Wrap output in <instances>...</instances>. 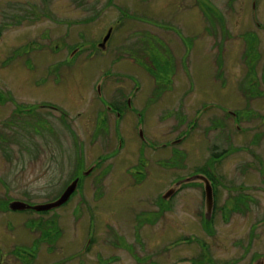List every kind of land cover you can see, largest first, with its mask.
<instances>
[{
    "label": "flooded vegetation",
    "instance_id": "1",
    "mask_svg": "<svg viewBox=\"0 0 264 264\" xmlns=\"http://www.w3.org/2000/svg\"><path fill=\"white\" fill-rule=\"evenodd\" d=\"M111 1L114 3L117 1L116 5L120 7L124 6L118 0ZM192 2L197 3L196 8L198 9L200 0ZM228 2L227 8L231 12L236 0H228ZM98 3L99 0L91 12H96ZM24 5L28 9H17L11 14L6 13L8 8L4 9L1 14L3 19L0 34L2 29L6 30L10 27L9 25L23 20L29 22L31 20L35 23V3L32 2L31 5L24 3ZM24 5L12 4L10 6L21 8ZM79 5L82 8L88 7V0H83ZM146 6V4L140 5L139 1L128 4L127 7L130 8L132 14H124L123 18L140 22L141 19L136 17L143 15L145 19L143 22L151 25V21L147 20L151 14ZM0 8H2L1 4ZM117 8L120 9L118 6ZM212 9L215 11V7ZM219 15L220 19L216 23L218 25L212 24L206 31V34L215 38L214 45L219 43L216 48L212 46L215 65L217 57L222 55L220 66L217 68L218 80L216 81L218 83L215 81L214 85L221 92L224 91L223 97L220 96L223 101H226L230 96V82H234L238 93L235 96L236 101L234 105L227 104V106L215 98L213 102L206 100L198 104L194 101L195 113L192 118H189L188 111L185 114L182 110L185 107L176 114L165 109V120L178 121L176 128L179 133L169 141L166 126L160 128L162 122L155 124L158 120L152 119L149 115L151 108L157 103L160 105L164 102L161 100L165 94L159 93L161 99L157 103L150 96L141 102L138 99V93L144 84L130 71L127 72L121 68L135 59L131 57V54L138 49L142 50L145 56V62L144 59L140 60V65L145 72L164 78L156 79L157 83L168 82L165 80L167 76L170 80L172 77L175 79L177 76L174 73H177L178 66L180 70H183L181 67L183 65H179L181 58L177 56L175 48H172L168 40L163 42L164 49L167 50L166 54L171 52L175 55L172 59L170 56H164L163 59L156 56L149 40L151 31H145L144 37L136 41L138 43L144 39L143 49L131 46L130 42L135 41L136 36L131 31L128 32L130 36L122 42V46L118 44V39L115 45L116 27H110L105 35L94 36L81 31L83 47L76 45V42L71 45L67 35L64 36V40L58 41L59 45L55 47V54L64 52L67 56L57 59V63L53 62L56 69L75 67L81 56L87 59L83 65L90 64L92 60L91 65H103L104 63L98 60L103 61L104 55L111 52L113 53L110 62L111 73L103 75L102 78L104 77L105 81L115 79L118 84L119 81H123V83L135 86L128 94L124 93V90L128 91L127 86L113 87L111 95L103 94L102 89H99L101 92L97 94L99 106L92 108V111L96 112L94 116L89 114L83 116L79 113L77 120H73L61 112L62 119L68 121V125L63 126V129L66 130L71 144L65 152L63 145L66 144L53 142L56 148H51L49 156L54 157L51 160L48 158V163L63 157L64 160L76 161L83 172L77 177L74 175L73 180L61 193L48 195V197L57 200L67 186L69 187L74 180H77V186L64 206L76 204L71 208V214L78 221L76 227L79 228L80 225L83 232L82 227L88 224L89 232L93 230L89 238L88 235L84 236L80 252L67 256L66 264H93L87 260L88 254L92 253L90 248L93 244H97L95 249V263L97 264H264V110L261 108L264 106V71L262 69L260 73L258 72L263 53L259 44L257 45L259 38L257 34L251 31L243 32L240 38L243 45L235 47L239 51L237 54H242L243 74L236 76V80L232 79L229 71L237 63L235 62L237 55L232 53L231 47L227 50L225 45L228 39H224L225 37L219 34L211 35L213 28L220 26L225 30V27L229 25L226 16ZM254 17H256L255 14ZM85 18L87 19L83 20L84 25L95 21L93 17ZM208 18L210 19L209 16ZM212 19L215 18L212 16ZM210 21L212 22L211 19ZM239 22L241 24L242 21ZM242 25L244 26L243 23ZM257 25L259 28L262 27L258 23ZM47 32L42 37L49 39L50 32ZM176 33L178 36L173 39L175 43L179 39L183 47L189 51H191V42L189 43L188 40L195 42L200 39L197 33H192L193 39H191V34L187 30L183 31L184 34L179 31ZM107 36L109 39L106 41ZM72 39L73 37L70 41ZM25 41L24 39L18 41L4 55L3 65L5 67L15 68L13 66L17 61L16 67L24 65L35 70V44L38 43L35 39L28 40L27 43ZM124 44L127 47H124ZM195 47L196 44L192 47L193 52L197 54L198 48ZM39 48L43 47L39 45ZM120 51H125L122 57H120ZM151 60L159 62L160 68L153 70ZM18 61H23V63ZM187 68L193 71V60L191 66L190 64L186 66V73ZM122 74L124 76H121ZM174 79L170 82H174ZM148 80L151 83V78ZM162 91L165 90L160 92ZM183 92L185 95L188 92L187 96L191 93L189 90ZM185 95L182 98H180L182 95L179 96L180 100L179 98L177 100L180 103L185 102L187 99ZM13 100L8 96L0 95V107H8L13 111L11 117L6 118L8 120L3 121L0 126V152L1 155L3 154L5 163L20 166L19 172H24L26 166H33L35 160L48 153L50 143L35 144V103L21 108L16 107ZM39 106L37 108L46 109L50 113H59V110L52 104ZM4 111L3 116L0 117L5 116ZM82 116L85 117L83 119L85 122L82 120L80 123L79 118ZM206 116H208L207 123L203 125V119ZM149 122H152V127L149 126ZM73 123H76V126L72 125ZM49 129L52 130L53 127ZM190 138L193 142L196 140L201 143L202 141L200 147V144L193 146L198 149V153H202L203 150L205 157H197L195 161L193 160L194 163L189 166L191 170L188 172L185 166L189 164L190 158L187 153L190 152L185 150L183 145ZM96 145L100 146L101 152L94 159V163L89 165L88 160L92 152L96 150ZM168 147L172 150L171 158L167 157ZM192 152L195 150L192 149ZM168 170L171 171L170 174ZM126 177L128 182H125L128 184L125 186L123 179ZM90 180L93 183L89 187ZM110 183L112 187L106 196V201H103ZM116 183L120 198L115 200L111 194H114ZM7 186L3 180H0V195H2V200H0V221H2L0 224V264H35L37 262L52 264L58 261V259L53 260L57 257L56 251H61L62 256L65 246L72 249L69 243L64 245L59 239L62 231H58L57 226L62 216L53 215L51 220L44 223L41 228L38 226L33 231L22 233L19 227L9 224L8 211L11 210L10 203L14 200L8 203L4 198L3 195L5 197L8 195L5 189ZM127 188L136 190L124 192ZM90 189L95 193V203L88 199L87 193ZM126 193L128 197H125ZM24 194L27 196L26 192ZM77 196L80 197L78 201ZM121 198L127 199L128 203L125 202V209L114 214L111 210L120 207ZM9 199L12 197L10 196ZM27 210L34 211L33 209ZM98 210L102 213L111 211V219L109 216L107 220L100 218L98 220ZM112 218H116L118 224L114 223ZM46 224H53L56 229L48 228ZM8 225L12 227L9 229ZM97 231L101 233L99 238L95 236ZM37 232L40 237L35 236V234L38 235ZM108 236L110 239H107ZM44 243H48V246L45 247ZM76 257H79L78 263H74Z\"/></svg>",
    "mask_w": 264,
    "mask_h": 264
},
{
    "label": "rangeland",
    "instance_id": "2",
    "mask_svg": "<svg viewBox=\"0 0 264 264\" xmlns=\"http://www.w3.org/2000/svg\"><path fill=\"white\" fill-rule=\"evenodd\" d=\"M14 1L0 0V4L2 6V8H0V26L3 19L1 14L4 12V9L8 8L9 10L6 11V13L11 14L13 11H17V9H28L24 3H29L31 5L32 2L35 3V23H33L34 21L31 20L30 22L28 20H23L22 22L9 25L10 27H8V29L6 28V30H1L0 95L8 96L11 99L13 98L16 107H29L35 103V144H50L48 146V153L38 160H35V164L33 166H26L24 172H19L20 166H11L10 164L5 163L2 157L3 154L1 155L0 152V180H3L8 185L7 188H5L8 191V195L6 197L3 195L4 198L7 199V202H10V200H18L19 202L24 201L31 205L52 202L54 199L48 197V195L61 193L65 189L66 185L73 180L72 177H74V175L77 177L78 174H82L83 171L81 170V167L76 163V161L70 159L64 160L62 157L58 160L56 158V160H52L51 163H48V158L51 160L52 157H54L49 156L50 150L56 148L53 146V142L66 144L65 146L63 145L65 152L68 150L67 148H69L68 146L71 144V142L68 140L69 136L67 135L66 130L63 129V126L65 127L68 125V121L66 122L62 119L61 112L67 114V116L73 118V120H77L79 113L83 116H86L87 114L94 116L96 112L92 111V108L94 106H99V98L97 96L98 92L99 94L101 93L99 89H102L103 94L107 93V95H111L113 92V87L127 86L128 91L124 90L125 94L131 93L135 87L129 85L128 83H123V81H119L118 84L115 79L105 81L104 77L102 78L103 75L111 73L110 62L112 60L111 55L113 54H111V52L104 55L103 61L100 59L98 60L103 62V65H91L93 60L90 64L83 65L87 59L85 56H81L78 59V64L75 67L72 66L71 68L65 67L56 69L53 66V62L55 61V63H57V59L65 58V56H67L64 52H60L58 54H55L56 52H54L55 47L59 45L58 41L64 40L65 35L68 36V42L71 45L75 44L76 42V45L83 47V36L81 35V31H86V33L94 36L97 34L105 35L110 27H116L115 31L117 33L115 32V45H117L118 39V44H121L122 46V42L126 40L125 38L127 36H130L128 32L131 31L136 35L135 41L130 42L131 46H135L137 48L140 47V49H143L144 39H141V41H138V43L136 41L144 37L145 31H151L149 40L151 42L152 50L154 49L153 51L156 53V56L161 59H163L164 56H170V59H172L175 55L171 54V52L170 54H166L167 50L164 49L165 45L163 42L164 40H168L172 48H175V53L177 56L181 58L179 65H183L181 66L183 70H180L178 66L177 73H174L176 71L173 72L177 76L175 79L172 77L174 82H170L172 80L168 79L169 77L167 76V79L165 80L168 82L164 81L166 83L159 84L156 82V79H160L162 76H154L151 73L149 74L148 72H145V70L140 65V60L144 59L145 62V56L143 55L142 50L139 51L136 49L134 54H131V57H134L135 59H132L131 62H128L129 65L121 67L127 72L130 71L136 79L140 78L144 84V87L142 90H139L138 93V99H140L141 102L150 96L153 100H155V103H157L161 99V97H159V93L165 94L166 97L164 96L161 100L164 102H161L160 105L157 103L155 107L151 108L149 115L152 119L158 120L155 122V124L158 125L160 122H162L159 126L160 128H164L166 126L168 141L173 140L175 135L179 133L178 128H176L178 121L175 119L174 121L169 119L165 120V109L166 111L174 112V114L181 112L182 110H184V113H187L188 111L189 118H192L195 113V109L193 107L195 106L193 103L194 101L198 102L199 104L201 101L206 100H210L208 102H213L215 98L219 99V101H221L223 105L225 104V106H227V104L234 105V102L236 101L235 96L237 93V88L234 86V82H230V96L226 99V101H223L222 98L225 94L224 91L222 90L221 92L218 87H215L214 85L217 79V68L220 66L222 55L217 57L215 65V58L212 55V48H216L219 43L214 45L215 38L206 34V31L208 26H211L212 24H215V26L218 25L216 23L220 19L219 14L226 16L229 25L225 27V30L224 27L220 28V26L213 28L211 35L219 34L222 37H225L224 39H228V42L225 45L227 50L229 47H231L232 53L237 55L235 60L237 63H235L233 69L229 71L231 78L236 80V76L241 75V73L243 74L242 66H244V63L241 57L242 54L238 55L237 53H239V51L235 48L243 45V42L240 40L243 32L246 33L251 31L252 33H256L259 37L257 45L259 44L261 47L263 55L261 54L262 62L259 66L258 72L260 73L262 69L264 71V28H262L264 27V0H236L234 3V9L231 12L227 8L229 3L228 0H200L198 9L196 8L197 3L192 2L194 0H146L145 2L144 0H118L120 4L124 5L122 7H120V5H116L117 1L114 3L111 0H99V5L96 12L91 11H93L92 9L95 7L97 0H88L89 6L84 8L80 7L79 5L83 0ZM138 1L140 5H147V11L150 12L149 14H151L147 20L151 21V25H149L147 22H143V20H145L143 15L136 17L141 19L140 22L123 18L124 14H132L130 8L127 7L128 4L137 3ZM12 4H23L24 6L21 8L11 7L10 5ZM117 6L120 9H118ZM210 7H215V11ZM217 12L220 13L217 14ZM254 14L256 17H254ZM99 15L100 17H98ZM212 16L215 19H212ZM85 17H93L95 21L88 25H84L83 20L87 19ZM120 21H122V23H119ZM239 21H242L241 24ZM257 23L260 26L262 25V27L259 28ZM186 30L189 32V34H191V39H193L192 33H197L200 36V39L195 42L188 40L189 43L191 42V51H189L187 48H184L179 39H177V43H175L173 40L178 36V33L176 32L179 31L183 33V31ZM47 31L50 32V34H48V36L50 35L49 39L42 37V35ZM68 33H70V35ZM72 37L73 39L70 41ZM183 37H187V35H183ZM22 39L26 40V43L28 40L35 39L37 43L43 47L39 48V45L35 44V70L24 65H19L16 67L17 61H15V66H13L15 68H9L8 66L5 67V65H3L4 55H6V53L11 50L13 45L17 44L18 41ZM195 44V48H198L197 54L193 52L192 48ZM124 47L127 46L124 44ZM122 54H125V51H120V57H122ZM192 60L194 61V69L192 71L191 68H187L186 73V66L188 64L191 66ZM18 62L21 64L23 63V61ZM150 64L153 70L160 68L159 62L157 61L154 62L151 60ZM125 75L127 76L126 73ZM121 76H124V74ZM149 78H151V83H149ZM216 83L218 82L216 81ZM161 90L165 91L160 92ZM185 90L191 91L189 96H187L188 92L185 95L183 92ZM183 95L187 96V99L185 98V102L180 103L179 100L183 97ZM179 96L181 97L179 98ZM178 98L179 100H177ZM43 104H52V106L59 110V113H50L46 109L37 108L40 107L39 105ZM181 108L183 109L180 110ZM261 108L264 110V106ZM6 110H8V112H6ZM3 111L5 116L0 117V126L3 121L8 120L6 118L11 117L13 112L11 108L0 107V116H3ZM83 116L79 118L80 123L85 118ZM166 117L168 116L166 115ZM207 119L208 116L203 119V125L207 123ZM83 121L85 122V120ZM72 125L76 126V123H73ZM149 126H153L152 122H149ZM50 127H53V129L50 130ZM194 144H200V147L202 141L201 143H198L196 140L193 142V140L190 138L189 141L183 145V148L190 152L189 154L187 153L188 158H190L188 162L189 164L186 162L188 165L185 166L188 168V172L191 170L189 166L193 165L194 163L193 160L195 161L197 157H205L203 150L202 153H198L199 151L195 146H193ZM192 149H194L195 152H192ZM100 152V146L96 145V150L92 152V155L88 160L89 165L90 163H94V159L100 154ZM172 156V150L170 147H168L167 157L171 158ZM119 157L123 158L124 156ZM16 158L18 157L16 156ZM183 170L185 171V169ZM168 173L170 174L171 171L168 170ZM2 176H5L6 178H3ZM92 180H90L88 183L89 187L91 183H93ZM125 181L128 182L127 177L123 179L124 185L126 186L128 183ZM73 182H75V180ZM116 185L117 183L114 186L116 187ZM107 187L109 188L103 201H106L107 199L106 196H108L110 188L112 187L111 183ZM118 190L119 188L116 187L114 194H111L115 200L118 197L120 198V193L118 194ZM135 190L127 188L124 190V192ZM25 192L27 196L29 195L28 197L25 196ZM87 195L88 199L95 203V193L92 191V189L88 191ZM10 196L12 199H9ZM128 196V193H126L125 197ZM1 198L2 195H0V200H2ZM79 198L80 197L77 196L76 200L78 201ZM125 202L128 203V200L121 198L120 207L118 206V209L115 208L110 210L114 214L119 213L121 209H125ZM75 205L76 204L73 206ZM111 205H113V203H111ZM70 206L71 205L64 206L62 208L58 207L56 208L58 210H52L54 212L48 213L34 212L29 210L11 212V210H9V224L13 227H19L22 230V233L26 234L37 229L38 226L40 228L44 226V223H48L53 215L62 216L61 222L57 226L58 231H62L59 239H61L60 241H62L64 245L69 243L72 249L70 250L65 246V251L62 256L61 251H56L55 253L57 257H54L53 260L58 259V261L52 264H66L65 259L67 256L80 252V249L83 245L84 236L88 235L89 238L90 233L93 231L92 230L89 232L90 227L88 224H85L82 227L83 232L81 231L80 225L79 228L76 227L78 221L76 220V217H73V214H71V208L73 206ZM68 208L70 209L67 210ZM111 211H105L102 213V211L98 210V220L99 218L102 220H107L109 216L111 219ZM115 219L116 218H112L114 223L118 224ZM16 221L19 224H17ZM1 222L2 221H0V224ZM10 225H8L9 229L12 227ZM46 225L48 228H52L54 230L56 229V226L53 224ZM99 226L101 230V224ZM14 232L16 233V231ZM121 232H123V230H121ZM99 235H101L100 232H95V236H98L99 238ZM35 236L40 237V234H35ZM47 239L49 240L50 238ZM107 239H110V237L108 236ZM44 244L45 247L48 246V243ZM96 247L97 244H93L90 248V252L92 253L88 254L87 256V260L93 264H97L95 263ZM58 256L61 257L58 258ZM75 260L74 263H78L79 257H76ZM41 263L42 262H37L35 264Z\"/></svg>",
    "mask_w": 264,
    "mask_h": 264
},
{
    "label": "water",
    "instance_id": "3",
    "mask_svg": "<svg viewBox=\"0 0 264 264\" xmlns=\"http://www.w3.org/2000/svg\"><path fill=\"white\" fill-rule=\"evenodd\" d=\"M108 36L106 37V41L108 40ZM77 180L70 185L65 192L61 195L60 198L57 200L47 203V204H41V205H35V206H30L24 202H19V201H13L10 204V209L11 210H17V211H24L27 209H33L34 211L37 212H45V211H50L53 209H56L60 207L61 205L65 204L69 198L71 197L72 193L74 192L76 186H77Z\"/></svg>",
    "mask_w": 264,
    "mask_h": 264
}]
</instances>
